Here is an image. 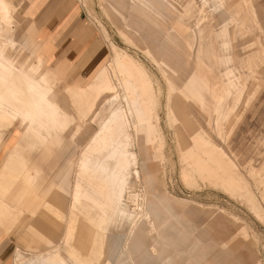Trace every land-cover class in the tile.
<instances>
[{
    "label": "rangeland",
    "instance_id": "rangeland-1",
    "mask_svg": "<svg viewBox=\"0 0 264 264\" xmlns=\"http://www.w3.org/2000/svg\"><path fill=\"white\" fill-rule=\"evenodd\" d=\"M169 1L177 15L141 0H79L105 42L106 56L100 64L105 61L102 67L109 68L117 87L112 95L120 96L129 108L121 84L129 69L134 88L131 97L143 109L144 123L129 114L131 122L138 124L132 131L130 150L137 155L139 178L132 180V196L124 202L136 213L134 222L112 220L108 214L105 230L94 228L88 209L73 207L70 197L65 199L62 214L45 217L61 228L55 234L51 225L32 224L37 215L21 212L8 234L27 253L15 250L10 264L36 263L56 248L67 262L75 264H103L112 251L110 264H117L120 257L127 264H142L137 259L141 252L150 256V264H264V0ZM13 13L15 43L6 50L0 45V53L6 52L17 66L32 59L31 55L41 58L39 72L49 82L32 69H27L28 75L46 90L52 87L61 108L66 99L72 117L62 131L51 133L48 150H54L39 164L35 161L41 141L31 137L22 118L13 124L0 120V166H4V176L9 173L10 183L23 185L21 197L41 195L45 199L51 179L68 164L72 193L85 146L99 129L105 133L104 118L119 103L108 102L112 95L102 91L93 110L81 114L66 82L54 77L44 57L32 48L36 30L28 24L34 22L33 13L30 9ZM200 19L205 21L197 37ZM126 24L133 29L126 31ZM222 29L229 33L222 36ZM115 49L130 55L133 62L113 70L110 63ZM99 70L96 78L91 74L84 84H69L73 89L88 82L96 84L101 78ZM59 75L65 76L62 70ZM95 91L96 86H91L84 95ZM217 104L221 105L218 116ZM40 130L45 134L44 127ZM110 140L103 136L96 143ZM18 141L24 150L20 165L6 155ZM214 146L226 157L213 150ZM6 183L1 181V193ZM152 205L156 206V224L149 212ZM159 214L175 228L161 224ZM31 224L53 244L32 248L22 243L21 236L30 231Z\"/></svg>",
    "mask_w": 264,
    "mask_h": 264
},
{
    "label": "crops",
    "instance_id": "crops-1",
    "mask_svg": "<svg viewBox=\"0 0 264 264\" xmlns=\"http://www.w3.org/2000/svg\"><path fill=\"white\" fill-rule=\"evenodd\" d=\"M9 1L11 2V6L13 8L15 7L13 10L30 9V11L33 13L34 22L28 24L32 27L34 25V28L36 30L35 35L33 37L32 48L44 57L46 66L51 72V74L54 77H58L64 82H66V88L71 90L72 95L74 96L75 100L77 101V104L79 105V111L81 114L84 115L86 112H90L93 110L95 102L100 92L105 91L106 93H109L111 95L115 94L112 89L116 90L117 87L109 77V68H107L106 66L102 67L105 61L100 64L106 56L105 42L103 40V37L92 26L79 0ZM141 1L151 5L156 4V7L159 10L162 6H164L171 14L177 15V9L169 0ZM125 28L126 31H131L133 29L130 24H126ZM4 55L10 58L9 56H7L6 52ZM31 58L32 59L30 61L33 60L35 62L34 65L26 64V62L29 61L26 59L23 61V63H21V66L14 65L13 61L12 64L0 63V76H2V79L0 80V88L5 90L7 95L6 98L0 102V120H2V124H13L15 118L12 112V105H16L20 106L21 108H24L25 115L31 116L32 119L36 121L43 122L44 126L42 127L45 128V134L41 132L40 126L36 127L35 125L32 126L36 134H32L28 131L31 137H34L35 139H39L41 141L42 145L35 161L36 164H39L40 160L48 156L54 150V148L52 150H48V147L53 141L49 140L51 133H59V131H62L63 127H65V124L71 119L72 115L71 109L66 99H64L65 108H61L58 102L59 96L57 95V92L52 87H49L46 90L42 87L39 81L28 75L27 69H32L39 73L38 75L40 79L47 83L49 82L48 77L44 76L41 72H39V70H41L40 67L43 63V60L33 55H31ZM131 62H133V59L130 55L115 49L110 64L113 70H121L122 68H125L127 63L131 64ZM49 64L53 67H51ZM60 70H62V72L65 74L63 78L59 75ZM98 70L99 75L101 74V78L99 79L98 83L95 84L94 82H88L87 84H85V86L77 85V87L74 89L70 85L84 84L85 82L89 81L98 72ZM16 72H20L22 74V78L17 76ZM125 72L127 73L128 78L123 80L121 84L123 89L125 90V96L129 108H126L123 105L120 96L119 102L122 105L123 109L126 110L129 120V114H135L138 123H144L145 118L143 115V109L141 107L139 108L136 105V98L131 97L134 88L130 83L129 69H127ZM91 74H93L91 78L86 80L85 78L90 76ZM97 76L98 74H96L94 78H96ZM194 77L197 79L195 73ZM12 78L16 79V81H13ZM91 86H96V91L93 93L89 92L90 94L85 96V89ZM14 88L24 89V95L13 96L11 90ZM51 89L54 90L56 96L50 95ZM117 94L119 95V93ZM49 96H51L50 101L47 98ZM110 101L112 102L111 99L108 100V102ZM116 106L117 105H114L113 108H115ZM216 107L214 109L215 112ZM53 110H55V112H53ZM111 110L109 111L108 115L110 114ZM107 116L104 119L107 120ZM130 123L132 126L130 131L132 137V131L133 129H138V124L132 123L131 120ZM46 126H49V128H51V131H49V128ZM102 131L101 129H99V131H97V133H95V135L91 137L89 143H87V145L85 146L83 156L85 154H93L95 159L99 160L100 162H105V164H109L111 166L112 160L108 159L107 156V154L112 151L111 145L108 146V144H97L99 143L98 138H102L103 136H110L108 135L107 130H105V133L103 134ZM32 145L34 144L31 143V146ZM212 149L215 150L214 148ZM104 151L105 153H103ZM216 151H222V153L220 152L221 156L226 157V153L221 148L216 149ZM23 153L24 150L22 149V146L18 141L12 144L11 149L7 152L6 155L7 159H11L15 161L17 165H20L23 163ZM81 159L77 164L78 177L73 185L72 193L69 192L70 167L67 164L66 166H62L51 179L50 184H48L50 187V193H48V196L45 199L42 198L41 195H39L40 197L34 195L32 197L28 196V198H26V195L21 197L22 192L19 190H22L23 185H16L15 183H10L9 180L11 179V177L9 176V173L4 176V166H0V183L4 179L8 181V183H6L7 185H4L2 188V191L4 193L0 192V264H10V258L12 257L15 250H20L24 253H27L24 249L17 245V242L14 237L8 234L12 231L13 226L15 225L18 216L21 214V212L29 211L32 216L37 215L32 221V224H37L39 226L42 225L45 228H50L51 225L52 234H55L58 228H61L57 226L54 221H49L45 217H49L50 215L54 218L56 215L59 216V214H62L64 211L63 208L65 204V199L68 197L71 198V204L73 207L81 206V204L88 205L89 210L92 212L91 216L95 218L105 216L101 212V206L92 204L90 200L83 198L79 203L75 201L76 187L82 182L80 178ZM229 160L230 162H233L231 159ZM23 174L24 173H22V175ZM31 176H33L32 173ZM5 186H7V188H5ZM98 200L101 204L103 201V197H98ZM166 210L169 211V209ZM45 211H47L46 214ZM149 212H151L153 220L156 224V206L152 205L151 209H149ZM107 217H105L106 222L109 221ZM159 217L161 224L165 223L167 224V226L175 228V226L169 222V218L163 217L161 216V214H159ZM162 217L163 219H161ZM42 219H44L45 222ZM32 224L30 225V231L21 236L20 240L22 243L27 244L26 246H31L32 248H38V245L42 243L46 246H50L51 244H53L52 240L48 239L41 232L37 231V229ZM1 228H4V230L6 229V231L2 230ZM175 236L176 233H172L171 240H173ZM118 246L119 243L117 244L115 249H113L116 250L115 252H117ZM45 253H47V255L42 257L41 259H56L54 257L62 256L61 252L57 248ZM137 256L139 263H152V261L150 260V256L145 252H141L139 255L137 254ZM113 257L114 251H112L111 254H109V256L105 260H103L102 263L110 264L113 260ZM126 262L127 261L120 257L118 259L117 264H127ZM17 264L24 263L19 261ZM26 264L35 263H32V261H30Z\"/></svg>",
    "mask_w": 264,
    "mask_h": 264
},
{
    "label": "bare ground",
    "instance_id": "bare-ground-1",
    "mask_svg": "<svg viewBox=\"0 0 264 264\" xmlns=\"http://www.w3.org/2000/svg\"><path fill=\"white\" fill-rule=\"evenodd\" d=\"M203 1L206 2V0ZM14 8L11 6V2L9 0H0V45L1 49L3 50H6L9 45L15 43V41L12 40L13 35L16 31L17 23L13 13ZM204 21L205 19H200L198 21V24L195 28V34L197 37L201 33V26ZM220 32H223L221 33L222 36L229 33H227L225 29ZM30 60L31 59L29 58V61H27L26 64L34 65L35 62L33 60ZM0 63L12 64V60L1 54ZM16 75L19 77L22 76L20 72H16ZM1 79L2 76H0V80ZM12 80L16 81V79L14 78H12ZM112 90L114 91L115 89ZM24 91L25 90L21 88H14L11 90L13 96H23L25 93ZM50 95L56 96L54 90H50ZM6 96V91L0 88V102L5 99ZM51 96L47 97L49 101L51 100ZM111 100L112 102H118L119 104L111 110L109 119H107L103 124V129L108 131V135H110L111 138V141L108 142V145H111L112 151H110L107 156L108 159L112 160V165L110 166L109 164H105V162H100L99 160L94 158L93 154H85L80 162V178L82 182L81 184L77 185L75 190V201L77 203L81 202V199L85 198L90 200L92 204L101 206V212L105 216L95 218L90 215L92 214V212L89 210L88 205L81 204V206L88 209L87 214L90 221L92 222V226L95 225L97 228H101L102 230H104L103 225L105 224L104 222H106L105 217H107L108 214L111 216L112 220H115L114 218H119L122 221L127 220L129 223H133L137 216L134 211H130L128 209V205L124 202L126 197L132 196L130 191V188L133 187L132 180H137L139 178V170L136 167L137 155L134 151L130 150V146L132 145V137L130 132L132 126L126 110L123 109L122 105L119 102V97L113 96ZM220 101L223 100L220 99ZM220 109L221 105L218 104L215 112L216 115L219 113ZM12 112L15 119L17 117L22 118V124L24 125L25 129H27L32 134H36L32 126L34 122L41 127L44 126L43 122L36 121L32 119L31 116L25 115L24 108H21L20 106L12 105ZM53 112H55V110H53ZM192 118L193 120H195L194 117ZM46 127L49 128V126ZM49 131H51V128H49ZM212 148H214L215 150L219 149L216 146ZM98 197H103V201L101 204L99 203ZM165 207L166 209L171 210L170 205L168 206L167 204L165 205ZM95 226L94 228H96ZM105 236L106 234L105 232H103L102 237L104 238ZM54 258L56 259H41L38 260L35 264H71L68 263L62 256Z\"/></svg>",
    "mask_w": 264,
    "mask_h": 264
}]
</instances>
